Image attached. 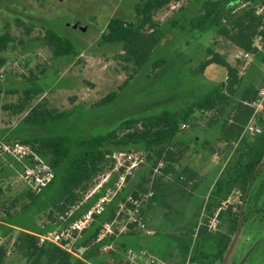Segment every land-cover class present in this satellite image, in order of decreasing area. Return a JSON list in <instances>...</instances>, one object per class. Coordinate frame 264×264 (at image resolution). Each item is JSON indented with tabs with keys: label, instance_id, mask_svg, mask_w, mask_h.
Returning <instances> with one entry per match:
<instances>
[{
	"label": "rangeland",
	"instance_id": "374dc122",
	"mask_svg": "<svg viewBox=\"0 0 264 264\" xmlns=\"http://www.w3.org/2000/svg\"><path fill=\"white\" fill-rule=\"evenodd\" d=\"M203 1L178 0L155 12L161 40L149 61L137 68L121 58L119 45L99 46L97 42L110 18L134 22L133 9L140 0H0V35L10 37L0 52L4 60L0 143L22 144L47 135L75 140L118 130L127 120L185 109L227 80L226 71L217 65L194 75L207 49L220 54L239 79L238 90L216 125L208 126L213 112H197L184 129L179 126L176 139L187 149L168 170L153 151L141 145L124 149L105 145L109 154L100 170L78 187V200L65 214L41 210L58 182L34 199L36 194L21 177V167L0 153V223L14 227L0 224V244L6 251L3 264H29L14 246L20 233L30 229L38 245L50 244L40 238L49 231L80 226L89 211L92 216L74 233L72 245L76 250L86 247L81 255L86 264H128L127 251L138 248L170 264L187 259L196 264L198 253L217 257L223 247V256L212 264H264V244H259L264 237V168L243 198L236 190L224 200L212 194L236 145L222 131V124L231 117L242 90L255 92L264 76V46L261 50L253 47L258 54L246 57L217 34L216 24L226 9H257L264 7V0H241L236 6L228 0L209 29L200 33L190 29L189 19L199 13ZM45 29L69 40L74 54L55 58L43 39ZM156 61L163 63L154 69ZM34 86L38 94H25ZM34 107L44 120L46 112L53 111L66 113L68 118L59 125L46 122L35 127L24 119ZM76 153L71 145L70 157ZM62 169L55 171L56 180ZM189 171L195 174L192 179ZM97 205L103 208L100 214L95 213ZM235 215L237 236L228 229ZM96 231L97 238L92 239ZM188 238L191 245L183 261L177 242Z\"/></svg>",
	"mask_w": 264,
	"mask_h": 264
},
{
	"label": "trees",
	"instance_id": "16d2710c",
	"mask_svg": "<svg viewBox=\"0 0 264 264\" xmlns=\"http://www.w3.org/2000/svg\"><path fill=\"white\" fill-rule=\"evenodd\" d=\"M178 0H140L134 6V22L124 20L122 17H112L101 33L97 44L99 46L119 45L121 58L126 62H132L135 67L144 66L150 59L154 49L160 43L162 32L154 14L162 10L172 2ZM255 3L256 0H244ZM241 2V0H237ZM229 4L228 0H204L201 3L200 11L193 16L189 22L192 31L204 33L209 29L212 18L224 10ZM236 6V4L234 5ZM256 9H249L238 12L232 7L226 9L221 21L217 22V34L230 42L233 46L245 53L257 55V50L252 46V39L260 35L264 39V29L261 26L260 18L255 14ZM43 39L55 58H63L74 54L73 44L51 29H45ZM10 37L7 34L0 35V52L4 51ZM163 62L156 61L152 68L159 67ZM4 60L0 58V68ZM210 65H217L226 71L227 80L212 88L205 95L192 102L187 108L171 112L161 111L158 114L143 117L140 120H127L122 123L118 130L96 135L71 139L66 136H43L40 138L26 139L22 144L31 146L34 152L48 163L54 172L53 181L43 189L34 199H39L56 183L57 187L51 197L43 202L41 210L51 209L58 214H65L74 206L78 200L76 190L79 186L89 181L96 174L106 159L108 151L104 150L105 145L115 146L121 149L141 145L147 150L153 151L157 157L170 168L179 157L186 151L185 143L176 139L179 126L185 124L193 114L197 112H213V117L208 126L216 125L225 114L226 107L231 102L239 87V79L234 69L218 53L207 49L205 59L194 71V75H202ZM40 91L35 86L25 91L28 96L36 95ZM251 93V94H250ZM256 91L244 88L238 103H234L231 109V117L222 124V131L226 136L235 141L233 156L228 163L224 177L216 183L214 196L224 200L232 190H236L243 198L252 186L256 176L264 168V130L256 137L241 136L243 126L247 122L251 110L248 107ZM42 115L38 107H34L26 115L25 122L32 126H41L43 123L59 125L67 120L68 114L46 112ZM47 119V120H46ZM77 149V153L70 157V146ZM63 167L61 175L56 180L55 171ZM167 168V170H168ZM165 170V171H167ZM192 179L195 174L189 171ZM1 192V189H0ZM159 200V197H155ZM239 226L238 215L230 222L228 229L234 231ZM190 229H195V225ZM97 238V231L91 237ZM191 239H180L177 242L178 251L183 261L189 251ZM14 246L27 259L29 264H86L84 261L74 259L59 247L52 244L38 245L37 238L30 229L20 233ZM225 248L219 250L217 257H208L198 253L196 264H212L216 258L224 254ZM5 247L0 244V264L5 258ZM214 259V260H213ZM192 262L196 261L194 258Z\"/></svg>",
	"mask_w": 264,
	"mask_h": 264
},
{
	"label": "built area",
	"instance_id": "2783aa9c",
	"mask_svg": "<svg viewBox=\"0 0 264 264\" xmlns=\"http://www.w3.org/2000/svg\"><path fill=\"white\" fill-rule=\"evenodd\" d=\"M255 14L260 18L261 26L259 30L264 29V7H258ZM252 46L257 50H261L264 46V39L260 35H256L252 39ZM244 56H249L248 53L243 52ZM251 110L250 116L243 126L241 136L256 137L261 135L264 130V76L261 81L260 87L256 90L253 100L247 104ZM185 124L181 125L184 129ZM0 153L7 155L21 167V177L27 185L28 189L34 193L39 194L45 189L54 179V172L52 171L48 160L42 158L35 153L31 146L27 144H4L0 143ZM96 214H100L103 210L102 206H96ZM92 216V211L86 215V220L80 226L77 224L68 227V229L49 231L45 237L40 238L41 242H48L55 245L70 254L78 260L87 249L86 247L80 249H73L74 233L80 232L84 228V224ZM128 264H170L167 261L149 253L143 248L136 250L129 249L126 253ZM182 264H192L190 259H187Z\"/></svg>",
	"mask_w": 264,
	"mask_h": 264
},
{
	"label": "crops",
	"instance_id": "0c3cea01",
	"mask_svg": "<svg viewBox=\"0 0 264 264\" xmlns=\"http://www.w3.org/2000/svg\"><path fill=\"white\" fill-rule=\"evenodd\" d=\"M233 3H234V4H238L237 0H234ZM190 20H191V18L189 19V22H190ZM0 224H1L2 226H4V227L9 228V229H13V228H14V227H12V226L9 225V224H5V223H0Z\"/></svg>",
	"mask_w": 264,
	"mask_h": 264
},
{
	"label": "flooded vegetation",
	"instance_id": "af4514ba",
	"mask_svg": "<svg viewBox=\"0 0 264 264\" xmlns=\"http://www.w3.org/2000/svg\"><path fill=\"white\" fill-rule=\"evenodd\" d=\"M237 230H238V228L234 230L235 236H237V234H238V232H239V230H238V231H237ZM259 244H262V245L264 244V237H263V239H261V240L259 241Z\"/></svg>",
	"mask_w": 264,
	"mask_h": 264
}]
</instances>
